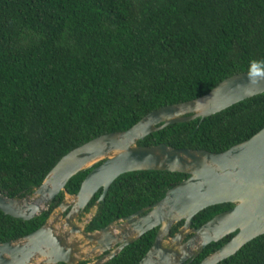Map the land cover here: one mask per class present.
I'll return each mask as SVG.
<instances>
[{
    "label": "trees",
    "instance_id": "trees-1",
    "mask_svg": "<svg viewBox=\"0 0 264 264\" xmlns=\"http://www.w3.org/2000/svg\"><path fill=\"white\" fill-rule=\"evenodd\" d=\"M251 61L264 70V0H0V193L31 194L71 150L126 131L158 108L201 97L222 80L251 72ZM263 127L264 93L202 121L169 125L137 144L220 153ZM89 172L74 175L65 191L76 194ZM185 178L160 171L120 175L85 229L158 202ZM63 199L60 192L29 221L0 211V243L41 227ZM231 207L202 210L192 228ZM156 232L104 264H137ZM233 235L185 264H198ZM218 264H264V234Z\"/></svg>",
    "mask_w": 264,
    "mask_h": 264
},
{
    "label": "water",
    "instance_id": "water-1",
    "mask_svg": "<svg viewBox=\"0 0 264 264\" xmlns=\"http://www.w3.org/2000/svg\"><path fill=\"white\" fill-rule=\"evenodd\" d=\"M258 72L264 74V70ZM256 80L255 84L251 82L250 72L230 76L201 97L158 108L126 131L101 135L71 150L31 194L9 198L0 193V211L23 221L47 211L57 195L64 193V199L41 227L16 240L0 243V264H104L155 228L154 241L137 264H185L208 244L234 233L198 263L218 264L263 235L264 127L220 153L176 149L165 144H137L169 125L202 121L264 93V76ZM89 169L78 192L69 195L65 191L67 182ZM137 171L180 173L187 178L168 189L158 202L98 230L84 231L113 181L122 174ZM99 190L94 209L78 222L77 217ZM227 203L232 204L230 209L199 228H192L196 214ZM181 221L182 226L171 235L172 227ZM93 257L97 259L87 262Z\"/></svg>",
    "mask_w": 264,
    "mask_h": 264
},
{
    "label": "clouds",
    "instance_id": "clouds-1",
    "mask_svg": "<svg viewBox=\"0 0 264 264\" xmlns=\"http://www.w3.org/2000/svg\"><path fill=\"white\" fill-rule=\"evenodd\" d=\"M250 63H251L250 78H251V82L253 84H255L257 82V80H256L257 77L264 76V74H261L258 71H256L257 66L261 65L262 62H260V61H251Z\"/></svg>",
    "mask_w": 264,
    "mask_h": 264
},
{
    "label": "rangeland",
    "instance_id": "rangeland-1",
    "mask_svg": "<svg viewBox=\"0 0 264 264\" xmlns=\"http://www.w3.org/2000/svg\"><path fill=\"white\" fill-rule=\"evenodd\" d=\"M94 209V207H92L90 210H93ZM90 210L86 213V212H84L82 215H79L78 217H77V220H78V222H81L82 221V219L84 218V217H86V215H88L89 213H90ZM55 213H57L56 212V210L54 211V214ZM65 216V214H63V216L59 219V223H61L62 221H63V217ZM97 259V257H93V258H90L89 260H87V262H89V263H91L92 261H94V260H96Z\"/></svg>",
    "mask_w": 264,
    "mask_h": 264
},
{
    "label": "flooded vegetation",
    "instance_id": "flooded-vegetation-1",
    "mask_svg": "<svg viewBox=\"0 0 264 264\" xmlns=\"http://www.w3.org/2000/svg\"><path fill=\"white\" fill-rule=\"evenodd\" d=\"M82 213H84V212H82ZM86 228V227H85ZM84 231H87L86 229H84ZM106 254V253H105ZM102 256V255H101Z\"/></svg>",
    "mask_w": 264,
    "mask_h": 264
}]
</instances>
